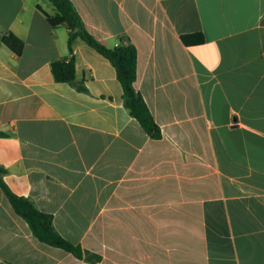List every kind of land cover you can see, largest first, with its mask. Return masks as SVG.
I'll return each instance as SVG.
<instances>
[{
    "label": "crops",
    "instance_id": "0c3cea01",
    "mask_svg": "<svg viewBox=\"0 0 264 264\" xmlns=\"http://www.w3.org/2000/svg\"><path fill=\"white\" fill-rule=\"evenodd\" d=\"M72 1L102 43L135 46L162 136L131 115L110 60L80 38L69 51L50 0H0L2 179L102 256L39 240L0 184V264H264V0ZM70 56L76 78L57 81Z\"/></svg>",
    "mask_w": 264,
    "mask_h": 264
},
{
    "label": "trees",
    "instance_id": "16d2710c",
    "mask_svg": "<svg viewBox=\"0 0 264 264\" xmlns=\"http://www.w3.org/2000/svg\"><path fill=\"white\" fill-rule=\"evenodd\" d=\"M55 7V13H47L52 26L64 24L69 29L68 46L73 53V44L78 38L84 40L97 52L110 60L117 69L118 79L123 87V97L131 115L137 119L143 129L153 138L162 136L161 128L143 98L136 89L137 50L132 44H119L109 47L98 40L85 26L79 11L72 0H50ZM187 44H198L205 40L203 33L192 32L182 37ZM3 41L17 54H21L24 41L12 32L3 35ZM53 75L57 81L72 82L76 78V63L74 56L55 59L51 63ZM5 169L0 165V184L9 198L14 210L29 224L32 233L39 240L73 253L79 258L96 262L102 259L100 254L84 249L62 234L54 226L52 213L40 210L35 203L24 195L13 192L2 179Z\"/></svg>",
    "mask_w": 264,
    "mask_h": 264
}]
</instances>
